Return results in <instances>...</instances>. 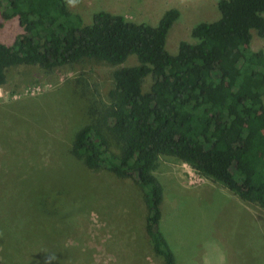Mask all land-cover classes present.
<instances>
[{
	"label": "rangeland",
	"instance_id": "obj_1",
	"mask_svg": "<svg viewBox=\"0 0 264 264\" xmlns=\"http://www.w3.org/2000/svg\"><path fill=\"white\" fill-rule=\"evenodd\" d=\"M217 2L66 0L84 24L108 11L156 25L167 9L177 8L167 35L171 53L180 40L193 41L195 24L220 16ZM20 32L16 18L0 17V49ZM252 48H264V40L254 37ZM136 62L131 55L119 66ZM119 66L85 58L53 69L8 67L0 87V264H20L13 255L33 264L38 258L163 264L145 230L147 210L136 181L106 167L90 169L71 151L81 126L102 121ZM104 131L109 149L119 154L120 141ZM153 172L164 190L159 227L176 264H264V208L174 156H159Z\"/></svg>",
	"mask_w": 264,
	"mask_h": 264
},
{
	"label": "trees",
	"instance_id": "obj_2",
	"mask_svg": "<svg viewBox=\"0 0 264 264\" xmlns=\"http://www.w3.org/2000/svg\"><path fill=\"white\" fill-rule=\"evenodd\" d=\"M217 8V19L195 24L193 41L180 40L171 53L167 35L177 8L156 25L108 11L84 24L66 0H0L1 20L16 18L22 28L0 49V87L13 65L53 69L90 58L119 66L136 57L113 71L102 121L81 126L71 151L90 169L136 181L145 230L163 264L176 261L159 227L164 190L153 172L159 156H174L264 208V48H252L254 37L264 40V0H218ZM104 128L120 141L119 154L109 149Z\"/></svg>",
	"mask_w": 264,
	"mask_h": 264
}]
</instances>
